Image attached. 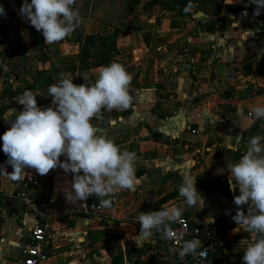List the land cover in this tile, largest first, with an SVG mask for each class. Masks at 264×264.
Masks as SVG:
<instances>
[{
  "label": "crops",
  "instance_id": "0c3cea01",
  "mask_svg": "<svg viewBox=\"0 0 264 264\" xmlns=\"http://www.w3.org/2000/svg\"><path fill=\"white\" fill-rule=\"evenodd\" d=\"M80 1L76 0L75 8L80 7ZM197 1V6L185 13L157 3L137 11L130 0L128 8L124 1L117 12L118 21L123 23L116 26V22L100 17L93 0H88L81 27L62 41L44 42L48 54L45 60L37 55L39 50L33 41V36L41 32L20 15V6L13 17L18 19L16 23L25 21L20 32L27 33L26 43L15 42L18 34L11 33L15 23L7 30L1 24V61L9 59V50H16L28 67L36 66L38 78L45 66L53 68H46L49 77L41 79V86L32 87L33 77L28 72L19 94L0 96V102L6 101L15 111L0 123V135L22 111L16 99L25 89L38 92V106H53L47 89L62 73L77 85L95 83L102 67L119 62L132 75V103L126 110L101 109L93 123L98 133L136 153L140 183L134 191L120 190L111 197L112 206L96 215L87 213L84 206L99 202L97 196L67 200L72 195L74 174L59 167L45 175L25 169L26 175L42 179L38 187L25 185L23 179L0 177V201L7 204L0 206V224L6 221L0 229V264H21V248L29 243L36 226L45 227L49 234V257L40 264H194L192 255L180 258L181 248H174L158 231L153 230V235L139 246L135 241L141 212L169 206L181 207L191 221L210 225L223 234L227 244L212 255L215 264H242L247 246L260 237L232 219L238 210L234 196L240 192L238 188L230 190L228 165L239 160L252 136L264 135V120L249 115L253 106L264 104V8L254 15L257 6L248 5L247 0ZM218 16L223 21L219 31L214 26ZM79 29L83 36L115 34L109 53L105 51L98 60L100 48L94 45L89 56V46L79 42L80 35L74 36ZM54 67H58V78ZM82 76H87V81ZM240 86L253 96L244 97L238 92ZM235 93L239 99L232 98ZM192 129H197V134ZM191 140L196 141L199 154L179 149L182 142ZM60 159L65 161L66 156ZM6 171L11 173L13 169L7 166ZM185 175L196 176L195 186L204 198L202 208L188 207L179 195ZM21 189L30 195L34 206L28 210L14 204L18 213L14 216L10 203L14 198L22 202L17 195ZM239 208L247 214L249 205ZM13 217L19 221L15 228L11 225Z\"/></svg>",
  "mask_w": 264,
  "mask_h": 264
},
{
  "label": "clouds",
  "instance_id": "9594fccd",
  "mask_svg": "<svg viewBox=\"0 0 264 264\" xmlns=\"http://www.w3.org/2000/svg\"><path fill=\"white\" fill-rule=\"evenodd\" d=\"M257 5L254 15L264 8V0H251ZM76 0H23L20 15L38 32L45 43L64 40L80 23L79 10L74 7ZM195 5L189 0L184 11ZM0 16H6L0 5ZM7 71V66L0 63ZM87 81V76H82ZM132 75L116 61L99 70L95 83L75 84L73 78L61 74L57 83L48 86V95L54 106H38V92L25 89L16 101L23 106L10 127L0 135L6 154L5 165L13 169L6 171L0 165V177L7 175L10 180L23 179L25 169H35L40 175L47 174L57 167L64 172L74 174L71 184L72 195L66 197L83 201L97 196L101 207L110 208L113 197L120 190L134 191L140 183L136 172L137 155L133 151L121 148L115 140L106 134L97 132L93 120L101 109L126 110L132 103L129 86ZM256 120H264V104L250 109ZM15 112L9 109L3 119ZM238 142V138H237ZM233 151L236 149L233 148ZM66 156L65 161L60 157ZM230 190L239 189L234 196L238 210L232 219L245 231L256 232L259 239L247 246L242 264H264V135H254L247 143L246 150L233 164L228 165ZM196 176L185 175L179 186V195L185 204L203 207L204 198L196 188ZM109 197V198H104ZM248 204L247 214L239 208ZM183 209L177 206L162 207L160 210L141 212L139 216L140 232L136 243L147 240L153 230L161 233L163 239L171 240L175 234L171 223L181 218ZM199 238L185 240L179 257L197 255ZM204 256V252L199 253Z\"/></svg>",
  "mask_w": 264,
  "mask_h": 264
},
{
  "label": "rangeland",
  "instance_id": "374dc122",
  "mask_svg": "<svg viewBox=\"0 0 264 264\" xmlns=\"http://www.w3.org/2000/svg\"><path fill=\"white\" fill-rule=\"evenodd\" d=\"M88 1V0H87ZM85 2V0H81L80 1V7H78L79 10V14H80V23L78 25L75 26L74 31L77 29V27H81L83 25V22L85 21V17H86V12L87 9L89 8L88 6V2ZM125 1V2H124ZM128 1L129 0H93L94 3V10L95 12L99 15L101 14L100 17H102L104 20L109 21V22H116V26H118V24L123 23L121 21H118V14L117 12L119 11V7L121 5H126V8H128ZM132 3H130L131 5H133V9L136 8L137 11L140 10H147L150 9L151 6H153V4L157 3L160 7H171L174 9H177L176 5L180 4L183 5L182 7L180 6L179 11H181V13H185L184 8L185 6L188 4L189 0H130ZM153 2V3H152ZM197 0H192V3L197 6ZM112 4V8L111 9H107V7L109 5ZM23 4V0H0V5H2L5 9L6 12V16H0V28L2 25H4L5 27L7 26L9 29V26H11V23H15L14 28H12L13 30H11V33H16L18 34V38L17 40H15V42H21V43H26L27 42V33L26 34H21V26L25 24V21L23 23H16L18 19L14 18L13 15H15V10L18 9V6H22ZM106 7V8H105ZM19 18V17H17ZM16 19V21H15ZM15 21V22H14ZM2 24V25H1ZM12 24V27H13ZM10 31V30H9ZM81 29H79L78 31H76V33L74 34L75 38L80 36H83V34L81 35L80 33ZM0 33H2L0 31ZM97 39L94 41L96 44H94L95 46H98L100 48V52L97 53V58L102 59L105 53V50H110L112 48V38H105V39H101L96 37ZM2 39V37L0 36V40ZM11 40V34H8V42H10ZM33 41L37 47V49L39 50L38 52V56L41 59H47V52H45V46H44V37L41 33H36L33 36ZM94 45H89L88 49H87V54L89 56H91V49L93 48ZM96 51V50H94ZM56 55V54H55ZM7 57L9 58L8 60H6V57L1 61L0 63L4 64L7 66V71H4V69L2 67H0V96L1 95H5L8 94L7 96H13L15 94H19V89L21 86V82H22V78L25 77L26 73H31L32 77H33V83H31V85H33L32 87L35 88L37 86H41L43 84V80H41L44 76L46 78H48V73L45 71L46 68L47 69H51L53 67L51 66H45V70H43V74L41 75V78L37 77V68L36 66H30L28 67L23 59H22V55L19 53V51H12L9 50L7 53ZM57 57V55L55 56ZM1 58V56H0ZM49 67V68H48ZM55 71L54 74L56 75V77L58 78V74H57V69L58 67H54ZM14 78L13 82H9L7 79L8 78ZM25 86L27 87V84L25 83ZM29 86V85H28ZM31 87V86H29ZM21 90V89H20ZM3 106H0V123L4 122L5 119H3V115L6 113V111L10 108V104H7L6 101L0 102ZM15 115V114H14ZM17 115V114H16ZM15 115V116H16ZM3 151H0V165H5V161L7 160V158H4L6 156H3ZM3 156V157H1ZM10 166V165H5V167ZM19 203L18 207L25 209V206L23 205L22 202H20L19 200H17V198H14L12 200V203H10L11 208L13 209V211H15V215H18L17 210L14 207V204ZM1 204L3 205H7L6 204V200H1L0 201V206ZM2 210L0 209V215H2ZM2 219V218H1ZM2 222V221H1ZM4 222V223H3ZM0 224V229L6 226L5 222L3 221ZM16 223H19V221L17 220L16 217H13L11 219V225L13 228H15ZM21 224V223H20ZM21 226V225H20ZM15 254V253H14ZM15 257V255L13 256V258ZM1 261V260H0Z\"/></svg>",
  "mask_w": 264,
  "mask_h": 264
},
{
  "label": "built area",
  "instance_id": "2783aa9c",
  "mask_svg": "<svg viewBox=\"0 0 264 264\" xmlns=\"http://www.w3.org/2000/svg\"><path fill=\"white\" fill-rule=\"evenodd\" d=\"M221 2L223 0H216ZM225 3V2H224ZM247 4H253L251 0H247ZM255 5V4H253ZM257 6V5H256ZM223 21L220 16L216 17L215 29L222 30ZM11 82L14 78L10 79ZM238 92H243L244 97H252L253 93L246 90L245 87L240 86ZM235 99H239L240 95L235 93ZM252 116V113H249ZM193 134H197V129H192ZM180 150L185 152H191L194 155L199 154L197 143L195 140L182 142ZM25 185H30L32 187H38L41 185L42 179L33 174H28L23 178ZM1 192V191H0ZM18 198L22 201L26 209H31L34 206V201L30 195L23 189L17 194ZM87 213L100 214L104 207H101L99 202L87 203L84 206ZM175 234V238L169 240L174 248H181L182 243L185 240H190L199 238L201 241L200 247L197 250V255L193 256L194 264H215L212 259V255L223 249L227 240L223 237V234L217 229L207 224H199L191 221L187 216L182 214L176 222L169 225ZM49 241V234L45 227L36 226L32 229L29 237V243L21 248L20 259L21 264H40L46 261L49 257L48 251L46 249L47 243ZM204 252V256H200L199 253Z\"/></svg>",
  "mask_w": 264,
  "mask_h": 264
},
{
  "label": "trees",
  "instance_id": "16d2710c",
  "mask_svg": "<svg viewBox=\"0 0 264 264\" xmlns=\"http://www.w3.org/2000/svg\"><path fill=\"white\" fill-rule=\"evenodd\" d=\"M180 6L182 7L183 5H180V4H177L176 7H177V10H179ZM181 12V11H179ZM215 26V24H214ZM115 35V34H114ZM114 35H112L111 37H103V36H100V35H92V36H80L79 37V42L80 43H84L86 45H94L96 44L94 41L97 39L96 37L98 38H101V39H105V38H112V46L114 44ZM107 53H109V50H105Z\"/></svg>",
  "mask_w": 264,
  "mask_h": 264
}]
</instances>
